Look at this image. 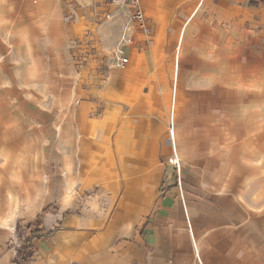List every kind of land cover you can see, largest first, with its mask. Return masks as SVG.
I'll use <instances>...</instances> for the list:
<instances>
[{
	"label": "crops",
	"instance_id": "crops-1",
	"mask_svg": "<svg viewBox=\"0 0 264 264\" xmlns=\"http://www.w3.org/2000/svg\"><path fill=\"white\" fill-rule=\"evenodd\" d=\"M205 1L140 0L146 33L107 0H0V264L38 217L27 264H264L262 186L179 122L172 42Z\"/></svg>",
	"mask_w": 264,
	"mask_h": 264
},
{
	"label": "rangeland",
	"instance_id": "rangeland-1",
	"mask_svg": "<svg viewBox=\"0 0 264 264\" xmlns=\"http://www.w3.org/2000/svg\"><path fill=\"white\" fill-rule=\"evenodd\" d=\"M177 26L171 61L180 64L179 122L197 144L192 155L202 156L194 161L218 153L219 168L243 170L264 190V4L207 0L195 14L182 12ZM228 149L240 154L229 163L220 156Z\"/></svg>",
	"mask_w": 264,
	"mask_h": 264
},
{
	"label": "built area",
	"instance_id": "built-area-1",
	"mask_svg": "<svg viewBox=\"0 0 264 264\" xmlns=\"http://www.w3.org/2000/svg\"><path fill=\"white\" fill-rule=\"evenodd\" d=\"M109 2H117L124 5H127L132 10V18L137 20L139 24L143 27L146 33H149V28L145 25V15L143 9L140 4V0H107ZM132 37L130 35L125 34L123 38V42L131 41ZM118 53L120 54L118 65L123 67L128 62V57L123 55L122 46L118 49ZM20 254L23 252V242L19 244ZM21 256V255H20Z\"/></svg>",
	"mask_w": 264,
	"mask_h": 264
},
{
	"label": "trees",
	"instance_id": "trees-1",
	"mask_svg": "<svg viewBox=\"0 0 264 264\" xmlns=\"http://www.w3.org/2000/svg\"><path fill=\"white\" fill-rule=\"evenodd\" d=\"M260 2L264 4V0H250L253 5H258ZM42 225L40 217L36 218L34 223H31L28 228L31 230L30 236L23 242V252H21L20 261L17 264H27L29 258L33 255L32 239L39 233Z\"/></svg>",
	"mask_w": 264,
	"mask_h": 264
}]
</instances>
